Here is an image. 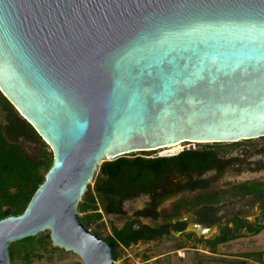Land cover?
<instances>
[{"label": "water", "instance_id": "1", "mask_svg": "<svg viewBox=\"0 0 264 264\" xmlns=\"http://www.w3.org/2000/svg\"><path fill=\"white\" fill-rule=\"evenodd\" d=\"M0 93L53 154L24 212L0 220V264L45 233L116 264L78 213L99 166L264 137V0H0Z\"/></svg>", "mask_w": 264, "mask_h": 264}, {"label": "flooded vegetation", "instance_id": "2", "mask_svg": "<svg viewBox=\"0 0 264 264\" xmlns=\"http://www.w3.org/2000/svg\"><path fill=\"white\" fill-rule=\"evenodd\" d=\"M0 132L27 153L33 154L39 148L35 131L1 99ZM258 139L224 144L228 149L221 144L183 143V148L173 153L147 155L146 159L171 160L157 176L145 180L147 192L141 196L148 201L132 219L133 230L143 232V236L132 245L159 242L168 236L202 247L207 241L228 239L218 247L246 234L248 224H264V143L251 150L247 145ZM27 143L34 146L30 148ZM184 154L190 155L187 164L179 159Z\"/></svg>", "mask_w": 264, "mask_h": 264}, {"label": "trees", "instance_id": "3", "mask_svg": "<svg viewBox=\"0 0 264 264\" xmlns=\"http://www.w3.org/2000/svg\"><path fill=\"white\" fill-rule=\"evenodd\" d=\"M0 99L10 105L1 94ZM189 156L184 154L179 159L183 164H187ZM169 160L171 159H146L141 156L127 155L103 163L100 166V176L95 181L92 193L88 185L87 191L78 205V213L84 214V217L80 218L83 225L90 230L91 224L102 220V214L98 212L100 205L106 215L121 214L122 204L144 195L147 192V189H144L145 180L150 176H157L163 165ZM52 161L51 151L47 152L45 148L40 147L30 155L21 145L8 142L0 132V220L9 216H19L24 212L31 197L43 183ZM133 227V220L126 221L122 228L111 225V235L105 239L114 244L116 260L119 257V247L129 248L143 236V232H135ZM90 231L101 238L97 232ZM262 231H264V224H248L246 226V232L252 236ZM227 240L218 238L212 242L207 241L205 248H210L214 252L218 244L225 243ZM35 245L46 249L51 245L49 235L47 233L40 234L11 245L10 263L16 257H22L27 264L33 258L40 260L42 256L35 253ZM245 257L252 258L251 260L258 263L261 262V253H249Z\"/></svg>", "mask_w": 264, "mask_h": 264}, {"label": "rangeland", "instance_id": "4", "mask_svg": "<svg viewBox=\"0 0 264 264\" xmlns=\"http://www.w3.org/2000/svg\"><path fill=\"white\" fill-rule=\"evenodd\" d=\"M13 110L20 121L35 131L34 128L25 121L20 113H18L14 108ZM35 133L38 137H40L36 131ZM39 141V148H45L47 152L51 151L50 146L44 139L40 137ZM263 143L264 139H258L248 143L247 145L250 146L249 150H251L255 146L257 147L263 145ZM27 146L31 148L34 145L32 143H27ZM221 146H223L222 148L224 149H228L227 146H224V144H221ZM180 147L183 148L182 145H180ZM244 147L241 146V148ZM166 151H169V149L139 152L131 155L135 157L141 156L144 158L147 155H151L150 157H158V155L164 154ZM28 154L31 155V151ZM99 169L100 166L95 172L93 181L89 184L91 193L94 189L96 179L100 176ZM147 201L148 198L144 196H140L134 200L125 201L122 204V211L119 215H106L100 205L98 212L102 214V220L91 224L90 230L97 232L101 238H106L111 235V225L120 228L126 221L134 219L135 213L144 209ZM79 217H84V214L79 213ZM141 222L149 223V220H141ZM35 249V253L40 254L42 258L40 260L33 258L29 264H83L77 255L66 253L60 249H54L51 245L47 246L46 249L39 248L38 245H35ZM118 253L119 257L118 260H116V264H264V231L254 236L249 235L248 233L243 234L236 240L216 247L213 254L211 252L209 253L208 249L205 247L197 245L192 241H181L170 236L159 242H152L137 246L132 245L129 248L119 247ZM249 253H261V262H255L251 260L252 258L247 259L245 255ZM11 264L27 263L22 259V257H16Z\"/></svg>", "mask_w": 264, "mask_h": 264}, {"label": "bare ground", "instance_id": "5", "mask_svg": "<svg viewBox=\"0 0 264 264\" xmlns=\"http://www.w3.org/2000/svg\"><path fill=\"white\" fill-rule=\"evenodd\" d=\"M180 147V144H175V145H171V146H167L164 148H159L157 150H161V149H169V151H166L165 153H173L175 151H177Z\"/></svg>", "mask_w": 264, "mask_h": 264}, {"label": "built area", "instance_id": "6", "mask_svg": "<svg viewBox=\"0 0 264 264\" xmlns=\"http://www.w3.org/2000/svg\"><path fill=\"white\" fill-rule=\"evenodd\" d=\"M183 144V143H180V145Z\"/></svg>", "mask_w": 264, "mask_h": 264}]
</instances>
